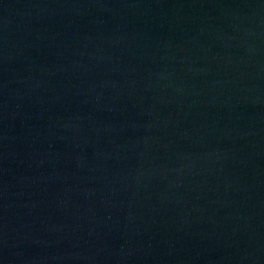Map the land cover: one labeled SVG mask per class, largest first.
I'll list each match as a JSON object with an SVG mask.
<instances>
[{"label": "water", "instance_id": "1", "mask_svg": "<svg viewBox=\"0 0 264 264\" xmlns=\"http://www.w3.org/2000/svg\"><path fill=\"white\" fill-rule=\"evenodd\" d=\"M0 264H264V0H0Z\"/></svg>", "mask_w": 264, "mask_h": 264}]
</instances>
